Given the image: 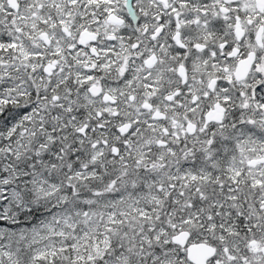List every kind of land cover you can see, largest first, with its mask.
<instances>
[{
	"label": "flooded vegetation",
	"instance_id": "1",
	"mask_svg": "<svg viewBox=\"0 0 264 264\" xmlns=\"http://www.w3.org/2000/svg\"><path fill=\"white\" fill-rule=\"evenodd\" d=\"M16 3L1 7L48 28L40 73L53 86L69 82L73 119L101 161L122 165L131 136L153 162L179 164L185 186L220 166L229 186L264 185V0ZM263 247L234 243L228 264H264Z\"/></svg>",
	"mask_w": 264,
	"mask_h": 264
},
{
	"label": "trees",
	"instance_id": "2",
	"mask_svg": "<svg viewBox=\"0 0 264 264\" xmlns=\"http://www.w3.org/2000/svg\"><path fill=\"white\" fill-rule=\"evenodd\" d=\"M1 2L0 264H187L171 242L179 231L215 248L210 264H228L234 243L264 244V185L229 186L220 166L185 186L179 164L153 162L134 137L122 165L101 161L78 134L69 82L40 73L48 28Z\"/></svg>",
	"mask_w": 264,
	"mask_h": 264
},
{
	"label": "water",
	"instance_id": "3",
	"mask_svg": "<svg viewBox=\"0 0 264 264\" xmlns=\"http://www.w3.org/2000/svg\"><path fill=\"white\" fill-rule=\"evenodd\" d=\"M7 4L10 9L16 11L17 10V3L16 0H6ZM45 38V35H43ZM50 66H46L45 71L47 72ZM85 126L81 127L78 131L79 134H83L85 130ZM128 125H124L120 130L121 131H127ZM254 164L255 162H251ZM172 244L178 247H184L186 246L185 249V254H186V259L189 263L191 264H207L210 259H212L216 251L215 249L203 242L199 243H193L187 245L189 242V233L187 231H180L176 233L172 239H171ZM252 245L255 244V242H251ZM261 252L264 254V247L261 249Z\"/></svg>",
	"mask_w": 264,
	"mask_h": 264
},
{
	"label": "rangeland",
	"instance_id": "4",
	"mask_svg": "<svg viewBox=\"0 0 264 264\" xmlns=\"http://www.w3.org/2000/svg\"><path fill=\"white\" fill-rule=\"evenodd\" d=\"M128 138H129V140H130L132 137L130 136V137H128ZM49 229H50L49 231H52L53 227H52V226H49ZM32 231H34L36 234H38V232H41V231H42V227H39V228H37V229H35V230H32ZM40 237L43 238V236H41V235H40ZM220 258H221V257H220ZM254 258H255V257H254ZM257 258H259V257H256V259H257ZM221 260H223V259H220V262L217 261L216 264H223V262H222Z\"/></svg>",
	"mask_w": 264,
	"mask_h": 264
}]
</instances>
